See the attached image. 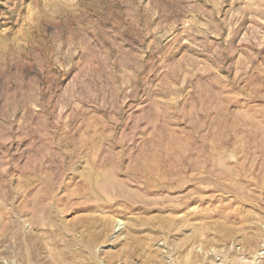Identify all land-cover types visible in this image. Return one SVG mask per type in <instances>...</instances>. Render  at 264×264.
Returning <instances> with one entry per match:
<instances>
[{
    "label": "rangeland",
    "instance_id": "obj_1",
    "mask_svg": "<svg viewBox=\"0 0 264 264\" xmlns=\"http://www.w3.org/2000/svg\"><path fill=\"white\" fill-rule=\"evenodd\" d=\"M0 264H264V0H0Z\"/></svg>",
    "mask_w": 264,
    "mask_h": 264
},
{
    "label": "bare ground",
    "instance_id": "obj_2",
    "mask_svg": "<svg viewBox=\"0 0 264 264\" xmlns=\"http://www.w3.org/2000/svg\"><path fill=\"white\" fill-rule=\"evenodd\" d=\"M114 181V180H113Z\"/></svg>",
    "mask_w": 264,
    "mask_h": 264
}]
</instances>
